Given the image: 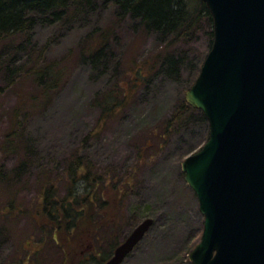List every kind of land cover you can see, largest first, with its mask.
Listing matches in <instances>:
<instances>
[{
    "label": "rangeland",
    "instance_id": "374dc122",
    "mask_svg": "<svg viewBox=\"0 0 264 264\" xmlns=\"http://www.w3.org/2000/svg\"><path fill=\"white\" fill-rule=\"evenodd\" d=\"M112 20L113 13L106 8L89 16L86 22L77 20L67 27L38 25L31 30L29 37L38 47L48 44L45 54L48 60H59L71 54L70 70L46 107L28 113L25 121L18 119L29 145L22 144L18 155L0 152V169L13 168L29 152V183L15 200L26 207H33L36 199V173L49 171L51 177L61 174L65 162L76 152L90 160L92 168L99 173L121 177L132 173V187L124 201L116 237L105 242L102 239L91 241L81 232L66 250L69 264L87 261L98 264L97 261L107 259L111 244L121 242L147 218L153 220V225L122 264H191L188 255L200 240L203 216L195 194L184 181L181 163L202 147L206 125L200 113L194 112L189 123L170 134L162 149L148 150L141 160L137 158V149L146 131L168 117L184 97L207 53L209 28L202 22L194 36L172 44L170 51L182 60L176 78L160 72L149 87L138 91L123 113L100 127V112L92 104L95 95L108 88L114 72L118 73L130 56L141 61L155 55L165 45L151 32L140 34L135 23L126 19L118 26L117 39L107 50L109 59L103 72L80 62V39L94 27L101 28ZM13 55L16 63L23 62V52ZM5 85L6 80L0 79V147L14 121L12 113L18 97L31 89L24 80L10 88ZM153 142V146L157 145L158 139ZM1 202L0 199V205ZM26 221L20 218L9 226L0 218V229H6L0 232V264H16L22 259L19 241L33 233ZM58 258L56 251L46 253L40 264H57Z\"/></svg>",
    "mask_w": 264,
    "mask_h": 264
},
{
    "label": "trees",
    "instance_id": "16d2710c",
    "mask_svg": "<svg viewBox=\"0 0 264 264\" xmlns=\"http://www.w3.org/2000/svg\"><path fill=\"white\" fill-rule=\"evenodd\" d=\"M106 8L112 11L114 20L101 28L94 27L80 39V62L89 63L103 72L109 59L107 50L117 39L118 26L126 19L135 23L140 34L151 32L165 45L155 55L141 61H135V57L130 56L124 67L120 65L118 73L114 72L113 82L108 88L95 95L92 104L100 112V127L123 113L138 91L149 87L160 72L174 78L179 75L182 60L170 48L177 40L194 36L202 22L209 28L207 53L211 48L212 19L202 0H0V79L6 80L7 88L23 80L31 86L27 93L25 90V94L18 97V104L12 113L14 121L3 137L0 152L18 155L22 144L25 147L29 145L18 119L25 121L28 113L46 107L62 87L70 70L71 54L59 60H48L45 56L48 44L38 47L29 37L31 30L38 25L67 27L77 20L86 22L89 16ZM17 52H23V62L16 63L13 54ZM205 56L188 89L198 76ZM194 112L200 113L206 125L207 140L208 123L204 115L189 106L182 97L168 117L146 131L137 149V158L143 159L147 156L146 152L153 151L154 147L162 149L170 134L189 123ZM156 138L158 144L153 146ZM28 154L26 152L13 168L0 169V218H4L9 226L25 218L33 231L19 241L18 248L23 255L21 253L22 259L16 264H40L46 253L54 251L60 257L57 264H69L66 250L81 232L86 233L91 241L102 239L105 242L116 237L119 230L117 224L124 213V201L132 187V173L123 177L99 173L92 168L90 160L76 152L65 162L61 174L51 177L49 171L39 170L36 173L34 208L26 207L15 200L29 183ZM2 230H6L5 227L0 232ZM118 244H111L108 258L97 261L98 264H104Z\"/></svg>",
    "mask_w": 264,
    "mask_h": 264
},
{
    "label": "water",
    "instance_id": "95a60500",
    "mask_svg": "<svg viewBox=\"0 0 264 264\" xmlns=\"http://www.w3.org/2000/svg\"><path fill=\"white\" fill-rule=\"evenodd\" d=\"M213 42L184 99L208 138L181 163L203 216L191 264H264V0H202ZM153 225L144 219L104 264H122Z\"/></svg>",
    "mask_w": 264,
    "mask_h": 264
},
{
    "label": "flooded vegetation",
    "instance_id": "af4514ba",
    "mask_svg": "<svg viewBox=\"0 0 264 264\" xmlns=\"http://www.w3.org/2000/svg\"><path fill=\"white\" fill-rule=\"evenodd\" d=\"M123 240H124V239H123ZM123 240H122L121 242H123ZM121 242H119V244H120ZM119 244H118V245H119ZM114 249H115V248H114ZM114 249L112 250L111 256L113 255Z\"/></svg>",
    "mask_w": 264,
    "mask_h": 264
}]
</instances>
